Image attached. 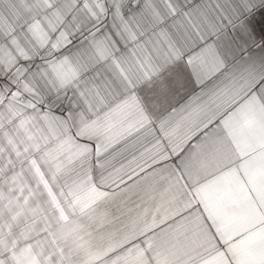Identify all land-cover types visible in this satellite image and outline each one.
<instances>
[{
	"label": "crops",
	"instance_id": "crops-1",
	"mask_svg": "<svg viewBox=\"0 0 264 264\" xmlns=\"http://www.w3.org/2000/svg\"><path fill=\"white\" fill-rule=\"evenodd\" d=\"M0 264H264V0H0Z\"/></svg>",
	"mask_w": 264,
	"mask_h": 264
}]
</instances>
